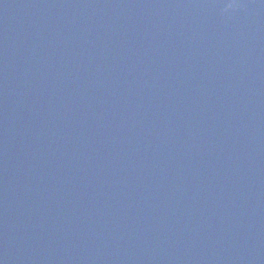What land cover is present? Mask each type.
<instances>
[{
	"label": "water",
	"instance_id": "1",
	"mask_svg": "<svg viewBox=\"0 0 264 264\" xmlns=\"http://www.w3.org/2000/svg\"><path fill=\"white\" fill-rule=\"evenodd\" d=\"M0 264H264V0H0Z\"/></svg>",
	"mask_w": 264,
	"mask_h": 264
},
{
	"label": "clouds",
	"instance_id": "2",
	"mask_svg": "<svg viewBox=\"0 0 264 264\" xmlns=\"http://www.w3.org/2000/svg\"><path fill=\"white\" fill-rule=\"evenodd\" d=\"M235 6H236L235 3L233 2V3L228 4V5H227V8H233V7H235Z\"/></svg>",
	"mask_w": 264,
	"mask_h": 264
}]
</instances>
